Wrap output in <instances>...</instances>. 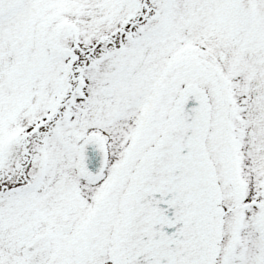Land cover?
<instances>
[{
  "label": "snow or ice",
  "instance_id": "1",
  "mask_svg": "<svg viewBox=\"0 0 264 264\" xmlns=\"http://www.w3.org/2000/svg\"><path fill=\"white\" fill-rule=\"evenodd\" d=\"M0 264H264V0H0Z\"/></svg>",
  "mask_w": 264,
  "mask_h": 264
}]
</instances>
